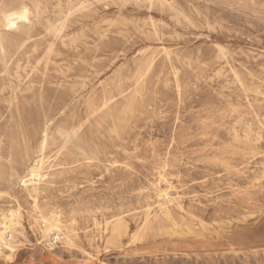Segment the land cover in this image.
<instances>
[{
    "label": "rangeland",
    "instance_id": "rangeland-1",
    "mask_svg": "<svg viewBox=\"0 0 264 264\" xmlns=\"http://www.w3.org/2000/svg\"><path fill=\"white\" fill-rule=\"evenodd\" d=\"M11 219L0 264H264V0H0Z\"/></svg>",
    "mask_w": 264,
    "mask_h": 264
},
{
    "label": "bare ground",
    "instance_id": "bare-ground-1",
    "mask_svg": "<svg viewBox=\"0 0 264 264\" xmlns=\"http://www.w3.org/2000/svg\"><path fill=\"white\" fill-rule=\"evenodd\" d=\"M4 20H5V26L8 27L9 29H13V28H16L17 25H18V22L19 21H22V20H27V11H22V12H14V13H10V14H6L5 17H4ZM47 130L45 131V135H44V138L45 140H43V146L46 144V137H47ZM3 162V161H2ZM36 163V162H35ZM34 163V164H35ZM37 165V164H36ZM30 172H32L30 170ZM34 172V170H33ZM34 177V176H33ZM32 177V178H33ZM31 178V179H32ZM38 178V177H37ZM29 180V179H28ZM33 180V179H32ZM37 180V179H36ZM34 183V182H33ZM22 185V184H21ZM31 185V184H30ZM32 186V185H31ZM25 188V187H24ZM174 190V189H173ZM37 205V204H36ZM35 206V205H34ZM37 207V206H35ZM16 214L12 213L11 216L14 218ZM13 220L11 219V221H7L5 223H0V251H1V248H5L9 251H13L14 248L12 246V244L7 241V236L8 235H13V231L14 229L12 228V224H13ZM143 228V227H142ZM177 229V228H176ZM47 232L51 233V232H59L58 229H53L52 227H47L46 229ZM46 235V234H45ZM175 235V234H174ZM9 237V236H8ZM136 238V237H135ZM46 240V239H45ZM102 264V263H101Z\"/></svg>",
    "mask_w": 264,
    "mask_h": 264
}]
</instances>
